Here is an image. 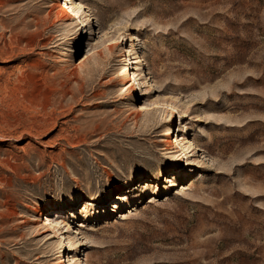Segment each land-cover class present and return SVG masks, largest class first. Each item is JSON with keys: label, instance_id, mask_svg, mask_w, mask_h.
<instances>
[{"label": "rangeland", "instance_id": "obj_1", "mask_svg": "<svg viewBox=\"0 0 264 264\" xmlns=\"http://www.w3.org/2000/svg\"><path fill=\"white\" fill-rule=\"evenodd\" d=\"M81 1L0 0V264H264V0Z\"/></svg>", "mask_w": 264, "mask_h": 264}, {"label": "bare ground", "instance_id": "obj_2", "mask_svg": "<svg viewBox=\"0 0 264 264\" xmlns=\"http://www.w3.org/2000/svg\"><path fill=\"white\" fill-rule=\"evenodd\" d=\"M54 4V8H55V13L57 14V20H59V21H66L67 19H70V18H74L75 16H76V18H77V21L78 22H82V19H81V14L83 13V8H84V4H83V2L81 1V0H63V2L62 3H59V2H54L53 3ZM28 7V6H27ZM32 8V7H31ZM26 11V10H25ZM32 12V11H31ZM34 12V11H33ZM69 12H72V13H74V15H72L71 16V14L69 13ZM51 13V11H48L47 12V14H50ZM30 14H32V13H30ZM32 15H34V14H32ZM33 19V18H32ZM31 19V20H32ZM38 19V18H37ZM32 21H34V20H32ZM27 26V25H26ZM111 46L110 45H108V48H110ZM136 63L137 62H141V60H140V55H137L136 57ZM132 79L134 80L135 79V77L134 76H132ZM137 114H139V113H137ZM177 143V144H179V145H181L180 144V141H179V139H178V136L177 135H175L174 137H172V138H170V139H168L167 140V143H168V145H172V144H174V143ZM187 142H188V144L191 146L192 145V143L190 142V140H187ZM181 148H183V149H185V150H187L188 149V147L187 146H183V145H181L180 146ZM183 151V150H182ZM177 152H179V151H177ZM180 153V152H179ZM74 200H76V199H74ZM40 214H41V212H40ZM65 244H67L68 245V247L69 248H71V246H70V243H69V241L67 240L66 242H65ZM65 259V258H64ZM64 259H63V257H61L58 261H57V264H62V262H64Z\"/></svg>", "mask_w": 264, "mask_h": 264}]
</instances>
